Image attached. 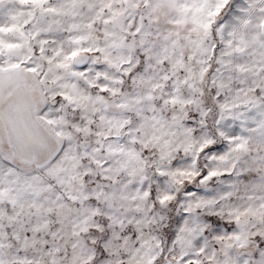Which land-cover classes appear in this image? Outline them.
<instances>
[{"label":"snow or ice","instance_id":"6c2138e0","mask_svg":"<svg viewBox=\"0 0 264 264\" xmlns=\"http://www.w3.org/2000/svg\"><path fill=\"white\" fill-rule=\"evenodd\" d=\"M0 264H264V0H0Z\"/></svg>","mask_w":264,"mask_h":264}]
</instances>
